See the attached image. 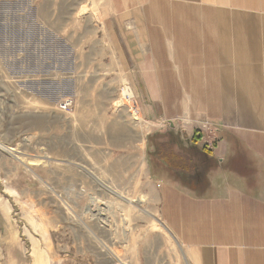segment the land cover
<instances>
[{
  "label": "crops",
  "instance_id": "crops-1",
  "mask_svg": "<svg viewBox=\"0 0 264 264\" xmlns=\"http://www.w3.org/2000/svg\"><path fill=\"white\" fill-rule=\"evenodd\" d=\"M101 2L117 15L101 47L75 29L63 37L75 62L111 57L117 74H87L89 98L75 111L94 121L97 141L123 149L144 140L159 216L191 264H264V0ZM76 3L63 0L67 13L43 0L56 15L46 27L54 44L63 41L60 14L70 19ZM120 15L132 18L127 28ZM130 63L140 81L138 91L130 83L142 119L134 137L115 104Z\"/></svg>",
  "mask_w": 264,
  "mask_h": 264
},
{
  "label": "rangeland",
  "instance_id": "rangeland-1",
  "mask_svg": "<svg viewBox=\"0 0 264 264\" xmlns=\"http://www.w3.org/2000/svg\"><path fill=\"white\" fill-rule=\"evenodd\" d=\"M48 1L56 12L68 13L63 0ZM42 2L0 0V264H191L159 216L144 140L141 147L126 142L123 149L97 141L102 136L92 133L94 121L75 111L89 98L82 87L87 74L117 73L111 57L81 56L75 62L63 35L75 29L77 37L101 47L110 37L107 25L116 28L115 11L101 0H75L70 19L60 14L63 41L57 45L46 31L56 15ZM122 17L118 23L124 20L127 28L132 18ZM128 66L130 78L115 104L133 132L142 121L130 110L133 100L138 105L134 90L140 81ZM66 97L73 106L64 112L57 105ZM164 119L157 128L167 127ZM210 137L208 142L215 139Z\"/></svg>",
  "mask_w": 264,
  "mask_h": 264
},
{
  "label": "built area",
  "instance_id": "built-area-1",
  "mask_svg": "<svg viewBox=\"0 0 264 264\" xmlns=\"http://www.w3.org/2000/svg\"><path fill=\"white\" fill-rule=\"evenodd\" d=\"M132 105L133 106L130 107V110L133 109L135 111L134 119H137L138 116L136 114H138V110H137V103L135 100L132 101ZM72 106H73V99L71 97H66V98L60 100L58 105H57V107L64 112L70 111ZM202 127H206V125L203 124ZM211 134H212V136L214 135L212 132H211Z\"/></svg>",
  "mask_w": 264,
  "mask_h": 264
},
{
  "label": "bare ground",
  "instance_id": "bare-ground-1",
  "mask_svg": "<svg viewBox=\"0 0 264 264\" xmlns=\"http://www.w3.org/2000/svg\"><path fill=\"white\" fill-rule=\"evenodd\" d=\"M6 149V148H5ZM22 162V161H21ZM95 178V177H94ZM97 180H98V178H97ZM100 182H102V181H100ZM104 185V184H103ZM105 186V185H104ZM107 189H109V188H107ZM110 190V192H112L113 194H115L117 197H119V198H123V199H125L126 200V198L125 197H123L121 194H119V193H116L114 190H111V189H109ZM128 196V195H127ZM76 197V196H75ZM140 201V200H139ZM125 218V217H124ZM124 222V221H123ZM128 225V224H127ZM109 249V251H110V253L115 257V259L117 260V261H122L121 259H120V257H119V255L117 254V252L116 251H114V250H112L111 248H108ZM114 261V260H113Z\"/></svg>",
  "mask_w": 264,
  "mask_h": 264
}]
</instances>
